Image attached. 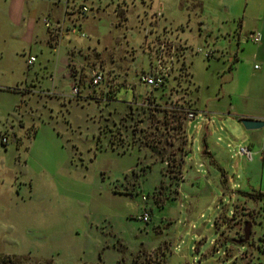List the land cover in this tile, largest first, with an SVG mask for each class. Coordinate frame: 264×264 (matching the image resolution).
Returning <instances> with one entry per match:
<instances>
[{"label":"rangeland","instance_id":"obj_1","mask_svg":"<svg viewBox=\"0 0 264 264\" xmlns=\"http://www.w3.org/2000/svg\"><path fill=\"white\" fill-rule=\"evenodd\" d=\"M12 1L0 0V264H264V197L243 194H264V129L252 137L238 121L264 108L258 44L215 28L194 39L196 0H70L86 37L54 38L56 51L43 20L60 0H22L16 18ZM247 2L202 7L247 33L264 0ZM67 51L81 98L69 99ZM98 65L107 79L92 87ZM152 68L168 71L157 90L140 81ZM178 108L196 113L187 140ZM204 138L224 153L229 183L201 155Z\"/></svg>","mask_w":264,"mask_h":264},{"label":"crops","instance_id":"obj_2","mask_svg":"<svg viewBox=\"0 0 264 264\" xmlns=\"http://www.w3.org/2000/svg\"><path fill=\"white\" fill-rule=\"evenodd\" d=\"M204 1L205 0H196L195 1V3H200V6H201L200 7L201 12L198 13V14L197 13L195 14V17H196L195 26H196V28L194 29V28H192L191 25L187 24L188 25L187 29L189 30V32L192 33V34L194 33V35H195L194 39L197 40L199 38V40L203 39L204 41L207 42L208 38L210 37L209 36L210 33H212L213 32L212 30H214V28H215V30H217V32H219V34H221V35L223 34V36L225 35L228 38H230L231 36L237 37L238 41H240L241 38H242V42L243 43H247L248 40L251 41V35L253 33L259 32L260 33V42L258 43V46H257L258 48H257L256 55H257V57H259L260 63L262 64V67L260 68L259 75H260L261 78L264 79V5L261 7V9L258 10L257 13L251 12L252 14H250V16L248 18L251 19V20H254L255 27L252 29L253 31H247V33H246V31L245 32L243 31V28H244L243 24L242 25L240 24L239 30L235 29V31L234 30L231 31L227 27L225 29L222 28V26H225V23L227 22V19L222 18V17L217 16V15H215V16H212V15L211 16L210 15L205 16V14L203 12L204 9L202 7V3ZM59 2L61 3V5H65V9L64 10L62 9L63 10V15L67 13L66 14V18L69 16V17H71L70 20L73 21L72 17L74 18V14L76 12L74 11V9L73 10H69L70 0H65V2H62L60 0ZM59 2H57V1L53 2V7L50 9V12L47 15L44 16L45 18H48L49 20H51L54 24L61 20L60 16H59L60 14H58L59 13V9H60V6H58ZM12 3H14V4H12V8H11L9 13H10V16L12 18H16V17H18V14L20 13V9H21L20 5H21V3H23V1L22 0H13ZM248 6H249V0L247 2V7L246 8H248ZM159 7L163 8L162 5H160ZM227 8L231 12V10H232L231 7L228 6ZM60 11H61V9H60ZM245 18H246V10H245V12L243 14V20H245ZM16 20L18 21L19 19L17 18ZM189 22H190V20H189ZM34 24H36V23H34ZM183 25L181 24V25H179V27H182ZM81 28H82V25H81ZM210 29H211V31H208ZM30 31H31V35H32L34 33V30L31 29ZM46 36H47V40H46L47 44L50 46L51 50L52 49L55 50L56 47L53 44V42L55 40L54 39L55 38L54 37L55 36L54 32L52 30H49V29L46 28ZM185 39H187V38H185ZM199 40H197V41H199ZM229 42H231V40H229ZM30 44H32V42H30ZM58 50H59V48H58ZM58 50L56 49V51H58ZM184 56H185V53H184ZM69 59H70V56H69L68 51H67V58L65 60V66L67 67V70H68V77L72 79L73 78L72 76L74 74H77V73L76 72H72L69 69V67H71V63H70ZM232 60L233 59H230V61H232ZM78 74H80V72H78ZM69 95H70V93H69ZM69 99H71V98L69 97ZM94 99L95 98L93 97V100ZM90 100H92V98ZM3 110H5V107L0 104V111H3ZM195 110L197 112V108L196 107H195ZM242 118L260 119V120L264 121V108H263V110H260L259 113H257L256 117L243 116V117L239 118L238 121H241ZM15 129H16L15 126H13V125L11 126L10 125L11 132L12 133L15 132L13 137H14V139L16 141H18L17 133H16L17 129H16V131H15ZM262 129H264V127L259 129V130L252 131L251 136L252 137H257V133H260L259 131H261ZM258 144H259L258 141H252V148L258 146ZM250 150H252V149L250 148ZM252 152H253V157H254L256 155V152H254V150H252ZM201 155L205 158L206 162H209L212 166H214L218 170H221V172H224V174H225V171L221 167V162H222V158L224 157V153L222 152V150L217 148L214 144L209 143V140L206 139V138L203 139V149H201ZM208 173H210V172L208 171ZM198 175H199L198 173L195 174V176H196L195 178H199L200 176H198ZM217 178L219 179V182H220L219 188L221 187V189L224 191V186H222V184H223L222 180L224 178L223 179H222V177L219 178V176ZM225 179H226L227 183H229L228 180H227L226 174H225ZM243 192L242 193L244 195L250 194L249 192H246V191H243Z\"/></svg>","mask_w":264,"mask_h":264},{"label":"built area","instance_id":"obj_3","mask_svg":"<svg viewBox=\"0 0 264 264\" xmlns=\"http://www.w3.org/2000/svg\"><path fill=\"white\" fill-rule=\"evenodd\" d=\"M88 7L86 6H81L78 10H77V18L81 17H85L88 13ZM67 14V13H66ZM66 14H64L63 19L58 21L57 23H53L51 20H49L48 18H45L43 20L44 25L47 29L52 30L54 33H56L55 38L57 40H60L64 37L65 33H69L71 35H77L80 34L81 37H86L85 33L82 32L81 29V23L74 20V22L71 20V22L73 23L72 26H66V20L67 19H71V17H67L66 19ZM76 15V14H75ZM251 41L255 44H258L260 42V33L259 32H255L251 35ZM212 56V52H208L205 54L206 58H210ZM36 61V57L33 55H29L27 60H26V65L28 68H30L31 66H33V64ZM168 76V71L167 69H163V70H155V68L150 69L148 72H143L140 75V81L145 84L148 88L150 89H159L162 88L165 84L166 78ZM72 85H71V91H70V98L73 99H77V98H81V76L80 74H74L72 76ZM107 79V73L105 70H103V68L98 65V67H96L94 69V71L91 73V77H90V85L92 87H98L100 85H102ZM196 116V113L194 112H188L187 113V117L188 119H194ZM4 140H6V138H4ZM239 155L240 156H244L245 158H247L248 160H253V153L250 151L249 148L247 147H241L239 150ZM147 196H142V200L146 201ZM149 218V214L146 211H142L141 214L138 216V219L141 221L146 222Z\"/></svg>","mask_w":264,"mask_h":264},{"label":"trees","instance_id":"obj_4","mask_svg":"<svg viewBox=\"0 0 264 264\" xmlns=\"http://www.w3.org/2000/svg\"><path fill=\"white\" fill-rule=\"evenodd\" d=\"M160 89V88H159ZM154 90H157V89H154ZM168 111H165V113L167 114ZM187 113H188V110H185L184 108H178L177 110L175 111H172V114L171 115H174V120L176 121V126H175V129H178L179 132L181 133H185L186 134V138L185 140H187L188 136H187V132L184 128V124H185V120L187 119ZM153 149H155L153 147ZM183 165V160L180 159L178 162H177V165L176 167L178 168V170L180 171L181 170V167ZM223 175V172L222 174ZM248 196L252 197V198H262L264 197V194L262 193H250V194H247Z\"/></svg>","mask_w":264,"mask_h":264},{"label":"water","instance_id":"obj_5","mask_svg":"<svg viewBox=\"0 0 264 264\" xmlns=\"http://www.w3.org/2000/svg\"><path fill=\"white\" fill-rule=\"evenodd\" d=\"M241 126L246 131H254L259 130L264 127V121L260 119H252V118H242L240 121ZM251 230V224L248 223L244 230V240L242 242H246L249 239Z\"/></svg>","mask_w":264,"mask_h":264},{"label":"flooded vegetation","instance_id":"obj_6","mask_svg":"<svg viewBox=\"0 0 264 264\" xmlns=\"http://www.w3.org/2000/svg\"><path fill=\"white\" fill-rule=\"evenodd\" d=\"M247 224H248V223H247ZM245 227H246V226H245ZM251 227H252V225H251ZM244 230H245V228H244ZM244 236H245V235H243V239H242V241L244 240ZM250 236H251V230H250ZM250 236H249V238H250ZM248 240H249V239H248ZM248 240H247V241H248ZM247 241H246V242H247Z\"/></svg>","mask_w":264,"mask_h":264}]
</instances>
